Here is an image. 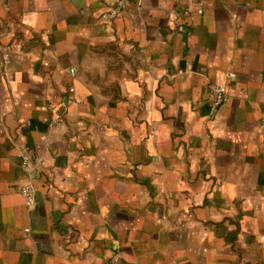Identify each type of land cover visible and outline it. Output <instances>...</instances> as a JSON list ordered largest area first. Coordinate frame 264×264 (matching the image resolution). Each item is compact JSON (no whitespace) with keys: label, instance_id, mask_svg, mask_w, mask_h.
<instances>
[{"label":"crops","instance_id":"1","mask_svg":"<svg viewBox=\"0 0 264 264\" xmlns=\"http://www.w3.org/2000/svg\"><path fill=\"white\" fill-rule=\"evenodd\" d=\"M114 1L0 0V264H264V0Z\"/></svg>","mask_w":264,"mask_h":264},{"label":"built area","instance_id":"2","mask_svg":"<svg viewBox=\"0 0 264 264\" xmlns=\"http://www.w3.org/2000/svg\"><path fill=\"white\" fill-rule=\"evenodd\" d=\"M206 0H196V4L193 10H186L183 15L187 22L176 25L179 32H185L193 23L194 15H202L205 9ZM129 0H115L109 9L102 14V18L111 19L120 14L124 7L128 4ZM70 72H74L73 68H70ZM72 91V89H70ZM207 100L209 103V109L211 112L218 109L226 101V86L222 83H212L208 87ZM17 158L20 160V167L22 171L28 176H32L36 171V159L30 149L26 147H20L17 150ZM20 194L29 207L35 203V189L31 184V180L28 179L20 187Z\"/></svg>","mask_w":264,"mask_h":264}]
</instances>
